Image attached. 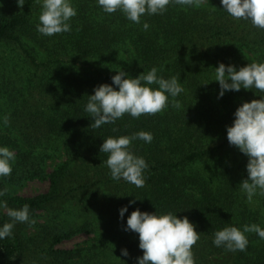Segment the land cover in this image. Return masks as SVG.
<instances>
[{"label": "trees", "instance_id": "obj_1", "mask_svg": "<svg viewBox=\"0 0 264 264\" xmlns=\"http://www.w3.org/2000/svg\"><path fill=\"white\" fill-rule=\"evenodd\" d=\"M206 1L208 7L171 3L163 14L145 15L136 24L119 10L104 13L96 0H72L77 15L70 21L71 31L44 36L36 30L41 11L36 0H25L22 8L16 0H0V146H13L16 154L11 175L0 177V189L6 182L41 172L46 156L65 155L48 175L49 192L0 197L12 208L29 205L30 218L40 210L53 212L55 220L40 224L33 236L13 229L11 237L0 240V264H14L24 250L36 264H136L143 254L138 234L124 231L136 208L173 212L197 225L200 239L192 249L196 264H264V239L254 232L246 234L245 251L230 252L212 242L225 226L264 228V196L247 202L240 183L247 178L248 158L229 144L226 133L236 108L262 93L241 89L218 99L219 83L213 81L220 62L237 67L264 62V29L234 19L220 8V0ZM129 43L133 52L126 59L121 48ZM39 50L46 59L38 60ZM81 55L94 58L93 71L75 68ZM17 62L21 69L15 68ZM153 66L164 78L180 77L185 90L175 99L182 107L176 109L170 102L154 115L125 114L115 124L93 129L84 111L87 95L102 83L110 84L120 68L136 77ZM139 131L150 132L153 139L131 145L149 165L145 185L138 188L112 179L104 163L108 154L100 152V146L109 136ZM130 200L136 203L121 220L118 210ZM66 203L67 212L58 213ZM88 214L109 217L105 232L116 234L113 249L90 257L54 248L73 229L82 228L64 231L57 224L68 226ZM106 240L110 244V237ZM125 248L128 257L121 255Z\"/></svg>", "mask_w": 264, "mask_h": 264}, {"label": "clouds", "instance_id": "obj_2", "mask_svg": "<svg viewBox=\"0 0 264 264\" xmlns=\"http://www.w3.org/2000/svg\"><path fill=\"white\" fill-rule=\"evenodd\" d=\"M40 5V15L36 30L44 36L71 31L70 21L77 15V8L72 0H36ZM203 0H96L104 13L112 14L118 10L126 19L141 23L145 15L163 14L171 3L181 6H199ZM18 7H23L25 0H16ZM220 5L234 19L249 20L253 27L264 29V0H220ZM147 30L149 24L143 23ZM213 81L219 83L217 98H222L226 92H239L241 89H256L262 95L240 104L233 113L231 125L226 126L227 140L231 146L247 156V178L240 183V189L245 194L247 202L252 203L257 195L264 196V62L253 61L244 66L219 63L214 68ZM159 69L153 66L147 72L132 77L123 69L116 70L111 77V83H102L94 88V94L87 95L88 100L84 111L92 119L91 127L98 129L105 124H115L125 114L133 118L142 115H154L163 111L171 102L180 109L182 104L175 99L184 87L180 77L164 78L158 75ZM205 85L208 83H204ZM115 131V129H114ZM153 136L150 132L139 131L131 135L109 136L103 139L100 152L106 153L104 163L110 170L114 180L143 187L146 182L145 171L149 165L143 156L132 150L134 140L150 143ZM16 154L8 146H0V177L11 175ZM0 189V197L6 193ZM136 200H130L122 206L119 218L124 219L129 206ZM0 210H6L10 222L0 226V240L11 237L17 223L34 224L30 218L29 205L22 208H11L7 202L0 200ZM124 231L138 234L139 249L142 256L136 257V264H196L192 251L200 239L197 225L187 216L178 217L176 213H158L141 211L136 208L128 215ZM256 233L264 239V228L259 224H245L241 227L225 226L214 233L213 244L227 251H245L249 244L247 233ZM121 255L128 257V250L122 249Z\"/></svg>", "mask_w": 264, "mask_h": 264}, {"label": "rangeland", "instance_id": "obj_3", "mask_svg": "<svg viewBox=\"0 0 264 264\" xmlns=\"http://www.w3.org/2000/svg\"><path fill=\"white\" fill-rule=\"evenodd\" d=\"M201 4L205 7H208V2L206 0H203ZM126 45L127 46L121 48L123 49L121 50V55L126 59L127 58L130 59L129 54L133 52V46H131L130 43ZM37 57L39 61L46 59V56L42 53L41 50H39V55ZM75 62H76L74 65L75 68H79V69L81 68L87 71H93L96 68V65L94 64V58L91 56L81 55L77 58ZM60 67L62 71L67 70L66 63L61 64ZM15 68L21 69V66L19 65ZM23 71H19V72L23 73ZM23 75L24 74H22L19 77L22 78ZM61 78L62 77H56V79L59 80H61ZM58 83L60 82L58 81ZM8 147L11 150H13L12 148H14L13 146H8ZM64 156L65 155L62 153L59 155L57 154L55 155V153L54 154L52 153L51 155L46 156V158L44 159L41 172L37 170L36 171L37 174H33V176H31L29 179L6 182L4 189H6L7 191L5 195H8V198H17V197L21 198V197L37 196L39 194H44L46 192H49L51 186L48 175L59 163H61L62 160L65 159ZM73 165L75 166L76 164L74 163ZM64 189H67V187H65ZM65 192L66 190H63V193ZM65 201H67V199H65L63 202ZM8 206L12 208L10 204H8ZM66 208H67V203L64 208L58 209L59 210L58 213L65 214V212H67ZM79 217L81 220L79 222H75L76 224L74 223L67 226L66 224H63L64 223L63 221L57 224L60 226V229L64 231L79 226H81L82 228H78L79 230L73 229L71 233H69L59 242H57L54 248L67 249V250L73 249L77 251V255H83L86 254L87 252L88 255H90V257H92L95 253H97L96 251L98 250H102L105 248H110L111 250L113 249L116 234L112 233L111 231L105 232V230L107 229L106 226L108 225L109 217H107L106 215H89V214L86 217V219H84L81 216ZM31 219L35 221L34 224L30 225L27 223H17L14 229L17 230L19 229L21 231V234L23 235L33 236L38 233L40 229V224L43 223L55 224V220L53 219V212L47 213L45 211L37 210L35 212V215L31 217ZM0 220L2 224L6 222H10V218L6 213V210H0ZM106 237L108 239L110 237L111 239L110 244L105 243L107 241ZM14 261H15L14 264H36V262H32V260L30 259V254L27 253V250H24V253L20 257L15 258Z\"/></svg>", "mask_w": 264, "mask_h": 264}]
</instances>
